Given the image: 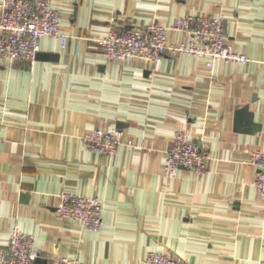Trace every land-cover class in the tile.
I'll use <instances>...</instances> for the list:
<instances>
[{
    "label": "crops",
    "instance_id": "crops-1",
    "mask_svg": "<svg viewBox=\"0 0 264 264\" xmlns=\"http://www.w3.org/2000/svg\"><path fill=\"white\" fill-rule=\"evenodd\" d=\"M51 1L65 47L43 36L38 53L54 57L0 63V245L18 226L46 262L141 264L148 250L187 264L264 260V196L250 161L264 152V0ZM185 15H222L228 44L248 60L209 69L168 51L155 65L109 59L100 44L112 27H169ZM166 41L188 35L168 29ZM98 127L123 131L114 153L86 146ZM178 132L207 153L203 171H164ZM63 192L101 200L98 230L60 216Z\"/></svg>",
    "mask_w": 264,
    "mask_h": 264
},
{
    "label": "built area",
    "instance_id": "built-area-1",
    "mask_svg": "<svg viewBox=\"0 0 264 264\" xmlns=\"http://www.w3.org/2000/svg\"><path fill=\"white\" fill-rule=\"evenodd\" d=\"M224 17L185 15L177 17L169 27L152 22L128 28H110L100 40L109 59L134 57L157 65L166 52L198 56L212 69L217 59L245 63L248 57L235 52L227 42ZM168 29L182 31L188 42L168 43ZM50 36L65 47L67 35L61 29V19L51 0H1L0 2V63L20 60L32 66L40 49V38ZM119 128H94L83 135L86 146L97 153L112 154L122 143ZM127 143H131L130 140ZM207 153L199 143L176 133L173 145L167 151L164 171L174 173L180 166L201 172L205 169ZM250 161L258 168L254 186L264 196V152L253 151ZM57 210L61 217L80 221L92 230L102 224V202L98 197L80 196L70 192L60 195ZM33 234L14 226L5 245H0V264H34L38 253ZM46 264H90L69 256L50 259ZM141 264H187L180 257L148 250ZM257 264H264L260 260Z\"/></svg>",
    "mask_w": 264,
    "mask_h": 264
},
{
    "label": "water",
    "instance_id": "water-1",
    "mask_svg": "<svg viewBox=\"0 0 264 264\" xmlns=\"http://www.w3.org/2000/svg\"><path fill=\"white\" fill-rule=\"evenodd\" d=\"M45 56L54 57V55H45V54H41V53L37 54V57H45ZM34 264H46V261L45 260H41L39 257H37L35 259V261H34Z\"/></svg>",
    "mask_w": 264,
    "mask_h": 264
}]
</instances>
